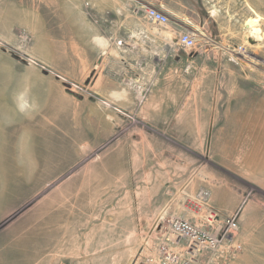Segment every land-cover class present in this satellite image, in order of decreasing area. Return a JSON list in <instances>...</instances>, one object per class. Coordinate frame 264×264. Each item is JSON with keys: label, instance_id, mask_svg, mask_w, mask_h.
<instances>
[{"label": "rangeland", "instance_id": "1", "mask_svg": "<svg viewBox=\"0 0 264 264\" xmlns=\"http://www.w3.org/2000/svg\"><path fill=\"white\" fill-rule=\"evenodd\" d=\"M155 1L177 18L135 0H0V264H183L187 240L170 241L178 261L160 249L173 216L217 230L235 213V255L222 228L221 253L191 264H264V165L239 157L264 139L248 124L264 112V37L248 24L264 33V0H205L217 20L194 47L177 21L198 3ZM210 39L244 47L200 57Z\"/></svg>", "mask_w": 264, "mask_h": 264}, {"label": "built area", "instance_id": "2", "mask_svg": "<svg viewBox=\"0 0 264 264\" xmlns=\"http://www.w3.org/2000/svg\"><path fill=\"white\" fill-rule=\"evenodd\" d=\"M135 12H140L148 19L157 22L160 25H169L172 17L169 13L163 10L158 5L150 2L138 1L134 6ZM198 34L188 28H182L179 32V43L185 47H194L198 44ZM122 43V39L118 41ZM243 45H238V51L243 50ZM142 91L141 84H136ZM238 214H230L223 219L217 230H210L205 225L193 222L182 216H173L169 220L168 230L169 237L160 244V249L167 261H178L179 256L170 250V241H180L185 239L188 241L187 253L188 256L182 259L183 264H191L199 254L203 252L221 253L222 236L218 231L222 228L227 233V240H229L225 257L234 256L236 251L240 249L241 245L234 243V237L239 228ZM217 217V212L211 210L208 214V220L211 222Z\"/></svg>", "mask_w": 264, "mask_h": 264}, {"label": "crops", "instance_id": "3", "mask_svg": "<svg viewBox=\"0 0 264 264\" xmlns=\"http://www.w3.org/2000/svg\"><path fill=\"white\" fill-rule=\"evenodd\" d=\"M136 3L138 1H144V2H150L153 3L155 5H158L159 7H161L163 10H165L167 13H169L172 17V19L174 17H176L174 15L175 10L166 4L160 3L158 1L155 0H135ZM196 2V4L198 3V7H199V11L200 13H198L196 16L191 17V19H182L180 18V21H177L181 26H183L184 28H188L190 30H192L193 32L197 33L196 29L201 28L202 30H209L210 27L207 25L210 18L214 17L216 20L217 18L211 13V10L208 8L205 0H182L181 1V6L184 7L182 8V13H184V9L188 6V5H193V3ZM195 6V5H193ZM201 9H205L206 13L208 14V19H206L202 14H201ZM177 18V17H176ZM183 22H185V24H188L189 27L183 25ZM198 34V33H197ZM199 35V34H198ZM208 41L207 44H201L202 48L200 49V51L198 50V54L201 57V55L205 54L208 52V50L210 52L213 53H219L220 48H227V52H230V48L229 47H233L234 49H237V44L235 42H233L230 39H220V40H214V39H210V40H206ZM163 42L167 43L168 40H164ZM199 42V41H198ZM179 43V42H178ZM200 43V42H199ZM209 52V53H210ZM200 73V71L198 72ZM230 94H233V89L229 90ZM235 93V92H234ZM152 97V95H151ZM153 99V98H152ZM231 104V103H229ZM253 120V119H252ZM250 120V124L251 126H258V127H263L264 128V112L257 113L256 116V121L257 123L254 124V121ZM264 134V131H263ZM223 139L222 135H214L212 138H210V143L214 145V156L217 157L216 155V144L217 142L221 141ZM195 142H201V139L199 141L193 140V139H189ZM213 149V148H212ZM226 149H225V154L227 155ZM230 153V152H228ZM220 155V154H219ZM239 157L242 159L243 163L242 165L246 166L247 169H256L259 168L261 166L264 165V139L262 136L257 137V141L255 143V141H253V138H251L249 141H247V148L246 150H242L241 152H239ZM221 156V155H220ZM211 227V229L213 228V226H209V228Z\"/></svg>", "mask_w": 264, "mask_h": 264}, {"label": "bare ground", "instance_id": "4", "mask_svg": "<svg viewBox=\"0 0 264 264\" xmlns=\"http://www.w3.org/2000/svg\"><path fill=\"white\" fill-rule=\"evenodd\" d=\"M260 16L251 17L248 21L250 25V33L257 38H263L264 33H262L261 29L258 27Z\"/></svg>", "mask_w": 264, "mask_h": 264}, {"label": "water", "instance_id": "5", "mask_svg": "<svg viewBox=\"0 0 264 264\" xmlns=\"http://www.w3.org/2000/svg\"><path fill=\"white\" fill-rule=\"evenodd\" d=\"M183 25H185V26L189 27V26H188V24H185V22H183Z\"/></svg>", "mask_w": 264, "mask_h": 264}]
</instances>
